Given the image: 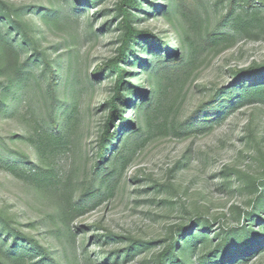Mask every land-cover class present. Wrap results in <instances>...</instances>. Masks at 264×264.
<instances>
[{"label": "rangeland", "instance_id": "obj_1", "mask_svg": "<svg viewBox=\"0 0 264 264\" xmlns=\"http://www.w3.org/2000/svg\"><path fill=\"white\" fill-rule=\"evenodd\" d=\"M122 1L0 0V4L21 9L28 42L35 45L39 57L44 53L60 69L55 107L74 102L76 126L53 157L57 186L52 194L37 192L26 177L27 168L39 163L28 135L35 127H46L42 119L53 105L46 94L48 77L34 64L38 79L27 80L26 90L14 91L24 100L17 113L0 116V154L17 159L25 168L19 174L0 168V211L16 229L51 252L50 264H158L176 236L184 248L174 251L177 259L183 264H209L199 257L223 250L218 246L226 235L228 250L234 249L228 253L234 257L228 264H264V101L237 102L211 128L173 133L212 95L237 91L243 81L251 83L248 69L264 65V8L254 23L237 32L231 28V19L238 8L230 15V0H183L192 11L186 19L177 7L179 0H138L140 11L128 8L135 17L132 27L152 33L153 38L146 37L156 39L154 44L167 43L155 53L180 57L187 64L173 68L170 80L164 81V97L152 112L150 131L111 183V179L103 181L102 175L113 168L112 157L126 135L120 134L105 162L100 163L97 146L117 78L105 65L123 46L125 30L118 10ZM6 28L3 22L2 31ZM174 32L177 38L170 36ZM213 32L234 37L212 45L203 43L207 33ZM185 35L194 41L192 51L179 44L178 36ZM7 37L16 45L24 43L19 33ZM144 37L135 36L136 41ZM136 41L126 49L129 61L121 60L127 71L124 78L150 93L155 82L148 86L144 77L156 68V58L151 52L142 53L145 43ZM32 54L31 48L20 50L22 60ZM104 66L103 72L96 73ZM72 73L80 80L71 85ZM75 86L77 93L70 95ZM120 108L138 127L141 119L135 116L136 107L126 104ZM143 113L141 109L140 116ZM58 121L60 126L62 121ZM121 123L117 118L116 125ZM21 155L30 160L28 165L20 163ZM97 188L100 192L89 198ZM70 201L84 207L73 210ZM184 226L193 227L192 234L203 233L204 245L197 243L185 251L188 245L180 238ZM240 230L251 231L248 254L240 251L246 244ZM1 243L6 248L12 244L0 235Z\"/></svg>", "mask_w": 264, "mask_h": 264}, {"label": "trees", "instance_id": "obj_2", "mask_svg": "<svg viewBox=\"0 0 264 264\" xmlns=\"http://www.w3.org/2000/svg\"><path fill=\"white\" fill-rule=\"evenodd\" d=\"M83 1L85 4H89L94 0ZM164 1L169 3L171 0ZM228 6L230 15L233 11H236V8H238V11L231 19V28L234 32H237L239 29L245 30L248 25L256 21L257 14L264 8V0H230ZM177 7H179L180 14L185 19L192 12L191 9H186L187 6L183 3V0H179ZM128 8L140 11L142 6L138 0H123L118 6L119 13L123 19L125 34L123 37V46L119 49V54H117L114 59L110 60L109 64L107 63L105 65L111 72L117 73V78L114 93L109 98V101H107L111 110L103 128V138L97 146L98 154L101 157L100 163L105 162L111 152L114 151L115 143L120 134L125 133L126 135L123 144L118 150H115L112 157L113 168L109 171L106 170L102 175L103 181L108 179L109 182L111 179V183L114 176L128 164L132 154L144 139L145 133L150 131L152 126V112H154L155 108L159 107L164 97V90L162 89L164 81L170 80L171 75L174 72L173 68H178L179 64H187V62L185 60V62L182 61V58L180 57L175 59L173 58V55L169 57L163 56L159 52L155 53L162 47H166L164 44L167 43L157 41V44H154L156 39L152 40L146 37L151 36L153 38L152 33L139 32V30L132 27V22L135 17ZM20 10L21 9L18 8H10L3 3L0 4V76H3V79L0 80V116L11 117L17 113L16 110L21 106L24 100L22 95L20 96L14 91H20V88L22 87L26 90L27 80L38 79L39 75H35L33 65L40 66L41 73H44L48 77L46 79L48 80L46 94L47 98L50 99V105L53 106L48 109L47 114L42 119L46 127H41L38 130L35 127L28 135V139H32V147L35 150L39 163L27 168L29 170L27 171L28 174L26 177L30 178L29 182L37 192L52 194V190L59 182L57 174H55V170L52 167L53 157L57 151L61 150L65 142H67V139L70 137V133H73L76 128V126L74 127L75 109L73 108L75 105H73L74 102L73 104L70 102L66 107L64 106L65 108H62V105H59L57 108L55 107L54 99L57 98L58 82L61 78L59 75L60 69L56 67L55 63L47 58L44 53H41L39 57L35 45L28 42L30 39L27 37L26 23L20 19L22 15ZM168 12L169 10L167 13ZM3 22L7 27L4 31L1 29ZM12 32L19 33L20 40L21 42L23 40L24 43H18V45H16L12 40H9L7 36ZM137 35L145 37L140 41H136L135 36ZM170 36L177 38L175 32ZM206 37V41L202 40L203 43H209L212 45L213 43H218L219 41L234 37V34H220L218 32H213L207 33ZM150 40L153 43L148 46L145 45ZM135 41L138 43H145L142 47V53L151 52V56H155L156 58V68L144 77V81L148 86H151L152 81L155 82L150 93L135 88L134 85L128 84V81L124 78V76L127 75V71L125 70L124 65H122L124 64L122 61H129L130 54L126 52V49H129L130 44L135 46L136 44L133 43ZM178 41L182 47L183 44H186V50L189 49L192 51L194 41L190 36H178ZM28 48H31L32 51H34V54L27 57L25 60H22L20 50H27ZM119 64H121V66ZM133 64L137 67V63ZM105 66L102 70L96 73L103 72ZM71 67L72 65L70 64L68 71L71 70ZM248 70L246 76L252 78L251 83L245 85L243 81L239 83V86L236 88L237 91L233 90L228 93L225 92L222 95H212L209 102L200 105L194 113L187 117L185 122L180 123L179 127L173 130V133L178 135L183 132L184 134L185 128L197 129L200 131L206 128H211L213 122H221L229 112L233 111L237 102L240 104L244 100L264 101V65L250 67ZM71 75L72 76L68 81L71 85L73 82L77 83L78 80H80L76 74L72 73ZM163 77L165 79L162 81ZM240 79L241 77L238 78V80ZM75 87L73 90H70V95L77 93V87ZM125 91L131 93V95ZM137 98L139 102L137 101ZM30 102L31 101L28 100L25 104H29ZM126 104H128L130 108L136 107L137 110L134 112H136L137 115L135 116L141 119V122H137L138 127L135 126V123L131 119L123 116L120 106H125ZM141 109L144 110V113L140 116ZM117 118L122 120V123L120 125L118 124V126L116 125ZM59 119L62 121L60 126L57 125ZM128 123H130L131 127L127 126L129 125ZM124 124L126 125L123 126ZM112 125L117 126L118 128L115 129L116 127H114L112 130ZM127 128L130 129L126 131ZM19 160L23 165H28L30 161L25 155H21V159ZM0 168H5L13 174H19L25 169L18 165L17 159L4 157L3 154H0ZM97 189V191L88 194L89 198L95 193L100 192V189ZM83 196L87 195L83 194ZM260 196L261 195H259V197ZM70 205L73 210H78L79 208L84 207V205H80L77 201H70ZM192 228L193 227L190 226H184L181 228L183 230V236L180 237L181 243L183 244L186 242L188 245L185 251H191L195 248L197 243L203 244L206 238L203 233L200 235L199 233L196 234L193 232L192 234ZM239 233L242 234L240 237L244 240L242 243L246 242L245 246L242 247L240 251H242L243 254H248L249 247L251 246L250 242L253 241L251 231L240 230ZM0 235H2V238L4 239L10 238V241L12 242L9 248H6L4 243L0 244V264H50L51 258L49 253L51 252L45 249L33 238L28 237L25 233L16 229L13 226L12 220L1 211ZM233 235L237 236L238 233H233ZM177 239L178 237L176 236L173 243L166 247L162 255L159 257L158 264H166V262L169 264H183L182 261L177 259L174 252L177 250V247L178 249L180 248L184 250L183 246H179V241H177ZM256 245L259 246L258 243ZM220 246L223 247V250L218 251V249H215L206 256L199 257V260H207L209 264H228L234 258L232 254L228 253L232 252L234 249L228 250L230 249V245L227 243V235L222 238L221 244L218 247ZM235 248L237 247L235 246ZM225 252H227V255L224 256L223 254ZM186 260H190V257L187 256ZM201 264H205V261Z\"/></svg>", "mask_w": 264, "mask_h": 264}]
</instances>
